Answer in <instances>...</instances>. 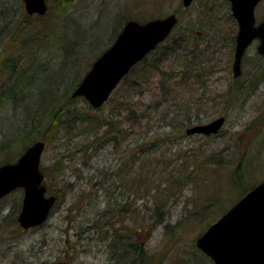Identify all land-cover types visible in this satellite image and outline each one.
I'll return each instance as SVG.
<instances>
[{"label":"rangeland","instance_id":"1","mask_svg":"<svg viewBox=\"0 0 264 264\" xmlns=\"http://www.w3.org/2000/svg\"><path fill=\"white\" fill-rule=\"evenodd\" d=\"M3 1L8 16L0 18V32L5 20L11 22L0 42V59L9 55L11 63H21L16 77L22 83L24 67L36 61H40L41 70L51 66L49 74L57 79L73 78L112 43L125 22L117 24L121 12L141 22L175 12L178 24L173 37L153 49L146 63L134 67L129 75L137 81L133 87L127 82L119 84L99 109H89L84 98L77 99L82 114L89 112L95 119L51 122L54 128L47 130L43 139L46 145L40 168L47 195H55V203L42 224L23 229L17 222L23 190L15 189L0 199V264H214L194 241L220 216L208 218V214L231 204L232 170L240 165L241 173L248 170V164L253 167L246 175L249 183L264 179V54L258 53V39L254 38L243 56L241 74H232L237 24L228 0H193L187 7L182 0H46L47 15L17 33L13 26L21 18L23 0ZM254 13L257 21L264 20V0ZM49 20L67 31L69 38L80 34L78 40L85 36L88 42L82 46L74 39L68 55L57 42L40 54L37 40L27 42V48L23 40L51 31ZM175 36L181 38V47L165 50ZM69 42L71 39L63 44ZM14 53L16 60L10 58ZM6 63H0V89L10 72L9 66L2 69ZM61 66L69 73L59 71ZM34 82L37 93L29 95L21 118L17 114L22 107L13 108V102L0 109V145L4 144V149L9 146L3 129L10 135L18 132L19 126L31 125L34 117H22L33 112L39 97L49 98V87L53 89L48 71ZM54 85L57 93L62 92L64 85ZM237 86L240 91L235 92ZM235 93H239L236 100ZM170 95L166 100L164 96ZM125 99L133 103L131 112L123 103ZM198 113L200 119L185 127L179 125L186 115ZM225 114L224 125L212 137L185 133L187 127ZM109 115L122 122L118 131L109 133L116 142L104 139L106 128L99 124V118ZM98 138L103 145L94 141ZM38 139L34 137L28 145ZM137 146L155 153L135 162ZM222 160L232 163L221 166ZM149 217L155 220L153 229ZM140 244L147 263L135 258Z\"/></svg>","mask_w":264,"mask_h":264},{"label":"water","instance_id":"2","mask_svg":"<svg viewBox=\"0 0 264 264\" xmlns=\"http://www.w3.org/2000/svg\"><path fill=\"white\" fill-rule=\"evenodd\" d=\"M192 0H183L188 5ZM238 31L232 73H241V60L254 38L264 53V20L255 23L254 10L260 0H229ZM29 14L46 12V0H23ZM177 22L175 13L144 22L127 20L115 39L92 62L71 93L80 95L94 108L102 106L131 67L163 41ZM225 116L186 128L187 134H211L220 130ZM43 140L28 145L13 162L0 165V198L16 188L23 189L17 222L23 229L42 224L55 202L43 184L40 158ZM195 246L214 264H264V179L255 184L195 238Z\"/></svg>","mask_w":264,"mask_h":264},{"label":"trees","instance_id":"3","mask_svg":"<svg viewBox=\"0 0 264 264\" xmlns=\"http://www.w3.org/2000/svg\"><path fill=\"white\" fill-rule=\"evenodd\" d=\"M0 10H2V11H0V13L3 14V17H7L8 16V8H7L6 3L3 0H0ZM16 11H14V12H16ZM19 13H20L21 18H19L18 21L14 22V26H13V32L14 33L22 32L23 26H26V28L28 27V29H29L30 26L33 27L34 26L33 23H34L35 20H37L38 18L41 19L45 15H47V12H45L44 14H28V13H26V11L23 8V1L21 2V9H20ZM149 18H151V17H149ZM128 19H135V20H138V21L140 20V18H138L136 16H128V17L125 18L124 21H127ZM5 21L6 22H4L1 25L2 32H0V42L3 39L2 36L4 34H6L7 25H8V23L11 22V19H8V20H5ZM50 22L51 23H48V24H49V27L51 28V31H46V32H43V33L35 36V37L27 38L26 40H23V44L25 43V46H27V48H28L29 45H28L27 42L33 43V41L37 40L38 41V44H37L38 47L37 48L39 49L38 54H40V52L43 49L48 48L50 44H52L54 42H57L59 44L60 48L63 50V52L66 55H68L70 52H72L71 45L73 44V40L75 39L77 41L80 38V34L78 36L69 38V33L67 31L59 28L57 25H55V23L53 21H50ZM56 27H57V29L59 28V30L57 31V33L52 32L53 30H56ZM15 29H16V31H15ZM14 33H12L10 35V37H9V40L10 41H13V37H14L13 34ZM33 33H37V32H33ZM175 34H177V33H175ZM173 35H174V32L172 30V32L168 35V37L165 39V41L168 38L173 37ZM48 37H51V39H49ZM19 38L17 40H19ZM15 39H14V41H15ZM32 39H33V41H32ZM69 39H71V42H69L68 46H66L65 44H63V41H69ZM87 42L85 41V36H83L76 43H79L82 46H84L83 44L84 43L86 44ZM159 45H161V43L158 44L155 47V49L157 47H159ZM181 45H182L181 38L175 36L174 38L168 40V44H166L164 47L166 48L165 50H167V51H169V50H178L181 47ZM82 46H81V48H82ZM1 49H3L2 48V44H1L0 51H1ZM23 50H24V48H23ZM152 51H154V50H151L138 63H140V62L146 63L147 62L146 61L147 60V57H148V55ZM15 52H17V51H15ZM82 52H83V49L80 50V51H78V53L80 55H82ZM100 52L101 51H99L92 59H95V57H97L100 54ZM23 55L24 54L22 53L20 56L22 57ZM21 57H20V59H21ZM26 57L30 61H32V59H33V58H29V55L27 53H26ZM10 58L16 60L18 58V56L14 53V56H11L10 55ZM3 60H4V62L6 61L7 63L5 64V66H2V69H4L6 66H9L10 72H9L8 77H7V81H4L3 87L0 89V109H1L2 105H6L8 102L11 104L13 102V104H14V106H12L13 108H16L18 105H19V107H22L21 112L19 114H17V116L19 118H21L20 115H22V112H24L23 106H25L26 103L28 102L29 95L33 94L34 91L36 90V84H35L34 81L39 77V75L42 72H47L48 71V75L50 76V81L52 83L53 89L49 87L48 89L51 90V92L48 93L49 98L47 100H42V98L39 97L37 103L35 104V107H34L33 112H30L27 115H25L24 117H22V119L25 118V117H27V118L28 117H34V120L31 123V125L25 124L24 125V128H23V126H19V124H18L19 127L17 128V130H19V131L18 132L16 131V133H13V134H10V135L7 134L4 131V129H3V132H4V134L6 135V138H7L5 144H7L9 147L6 148V149H4L5 148L4 147V144H1L0 145V152L2 153V150L4 152L2 158L0 159V165L3 164V163H6V162H13V161H15L20 156V154L23 152V150L26 149V147L28 146V144L34 139V137H37V138L39 137L41 139L46 138V133L48 132L47 130H51V129L54 128V127H52L53 126V124L51 123L52 121L57 120L59 123H63L64 124L66 118H68V119L73 118L72 120L74 122L76 120H78V119H80L81 121H87V120H90L91 118H94L95 119L96 116L91 115V113H89V112L87 114H82L83 113V110L80 109V108H78L76 106L77 99L78 98H83L82 96H80V95H77V96H74V97L71 96L72 95L71 93L73 92V90L75 89V87L77 86V84L80 82V80L83 77V75L90 68V65H91V63H92L93 60H91V59L88 60V63L86 64L87 66L84 67L85 69L81 68V66H80V68H81L80 72H78V73L75 72L73 74V76H72L73 78L68 79L67 77H65L64 80H60L59 78L57 79L56 77H54L51 74H49L50 73L49 69H51V66H48L45 70L39 69L40 61H38V63H36L37 61L36 62H32L30 65H26L25 64L26 66L24 67L23 70L26 72V74L22 78V79H24L23 80V83L22 82H18V77H16V72L19 69V67L21 66V63H19V65L17 64V62L11 63V61L9 60V55L7 57L1 58L0 59V63L3 62ZM135 66H133L130 69V71L120 80V82L118 83V85L121 84V83H123V82L124 83L127 82V84H129L128 85L129 87H133L137 83V81H134L132 79H129V75L133 72V69H134ZM58 70L59 71H62V72H64V71H67L68 72V70L64 66L59 67ZM55 83L56 84H59L58 86L64 85V88H63L62 92L57 93V91L55 89V85H54ZM243 84L244 83L242 82V84L239 85L240 88H242ZM248 84H245V86H247ZM239 86L236 87L237 89L234 90L235 92L240 91V90H238L239 89ZM170 87L171 86L168 85V88H170ZM116 88L114 90H116ZM114 90L112 91V93L114 92ZM242 91L245 92V89L242 88V90L240 92H242ZM35 92L37 93V90ZM16 93H20L17 99L15 98L16 97ZM112 93H111L109 99L111 98ZM168 93H171V92H168ZM235 95H236L235 96V100H236V98H239V96H238L239 93H235ZM164 97H165L166 100H170L172 98V95H170L168 98L166 96H164ZM123 103L125 105H127V110L128 111L130 109L133 110V105H132L133 103H132V101L130 99H125ZM200 103L203 104V102H200ZM88 107H89V109H99L102 106H100L99 108H94V107H92L88 103ZM129 112H131V111H129ZM179 113H180V111H178V114ZM79 116H84V117L80 118ZM173 116L175 117L176 114L174 113L171 117H173ZM12 117L13 118H16L15 116H12ZM199 117H200L199 113L198 114H192V115H186L185 118L180 121L179 125L182 124L181 126L182 127L183 126L185 127V126L189 125V123L192 122L194 119L199 118ZM225 117H226V114H225ZM0 118H2V117H0ZM99 119L101 121V122H99V124L100 125H103L106 128L103 131V134H104L103 137H104V139L106 141H108L111 138L114 142H116L115 137L114 136H110L109 133L118 131L117 128L120 126V124L122 122L120 120H116V117H114V116L112 117V115H109L108 118L103 116V117H101ZM89 123L91 124V122H89ZM92 126H93V124L89 125V127H92ZM56 130H57V128H56ZM185 133H186V131H185ZM106 134H108V135H106ZM205 136L206 137L207 136L212 137V135H205ZM94 141H98V143L101 144V145L104 144V142H102V140H101V142L99 141V138L96 139V140H94ZM251 141L252 140H250L248 143H251ZM248 143H246L247 146H248ZM90 145L95 146V144H90ZM138 146L135 148V154H134V156L137 159V161L134 160L135 162H139L140 163L141 161L145 160L142 157H147L148 158L151 153H155V151L152 150L151 148H145L146 150L143 149V151H141V148L138 147ZM153 149H155L157 151L158 148L155 147ZM228 162H230V164L232 163V161L222 160V161H219L218 164L221 165V166L222 165L223 166H226V164ZM246 166H247L246 169H248L249 171L248 170H246V171L242 170V172L240 173L239 172L240 171L239 170L240 165H237L232 170L233 173L230 176L231 177L230 183L234 187V190H233V194H234L233 197L234 198L231 199V204L235 200H237L240 196H242L244 193H246L250 188H252L256 183H258V182H256V183H249L248 182V179H247L248 176H246V175H249V173L252 172L253 167H250L248 164ZM246 166H244V167H246ZM228 180H230V179H228ZM163 182H164V180L160 181L159 184H162ZM229 188H230V184L228 185V189ZM231 204L229 205V207L231 206ZM227 208L228 207H224L222 211H221V208L212 210L208 214L209 215L208 218L211 217V216L212 217H215L218 213L219 214L223 213ZM211 209L212 208H209L208 209V212ZM122 213H124V212L122 211ZM204 213H207V212L204 211ZM148 221H149L150 228L153 229V226L155 224V220H153V219H151L149 217L148 218ZM208 222H206L204 225H206ZM204 225L202 227H204ZM141 240H144V238H142ZM143 242L144 241H142V243ZM137 256H139V260H143L144 262L147 263V261L144 260V259H146L145 258L146 255L144 253L143 248L141 247V244L139 246L138 255L135 252V258H137ZM135 260L136 259H134V261Z\"/></svg>","mask_w":264,"mask_h":264},{"label":"bare ground","instance_id":"4","mask_svg":"<svg viewBox=\"0 0 264 264\" xmlns=\"http://www.w3.org/2000/svg\"><path fill=\"white\" fill-rule=\"evenodd\" d=\"M46 4H47V2H46ZM23 8H24V10L26 11L24 5H23ZM47 10H48V5H47L46 12H47ZM0 11H2V10H0ZM26 13H28V12L26 11ZM28 14H29V13H28ZM1 17H3V14L0 13V18H1ZM117 17H119V19H118L119 21H118V23H117V24L119 25L120 23H122V22L125 20V18H126L127 16H126V15H123V12H121V13L117 14ZM122 27H123V26H122ZM122 27H121V29H122ZM121 29H120V30H121ZM117 30H118V29H117ZM117 30H116V31H117ZM120 30H119V31H120ZM116 31H115V32H116ZM119 31H118V32H119ZM118 32H117V33H118ZM78 84H79V83H78ZM78 84H77V85H78ZM38 140H43V139H38ZM43 141H44V140H43ZM45 145H46V143H45V141H44V148H45ZM43 150H44V149H43Z\"/></svg>","mask_w":264,"mask_h":264},{"label":"flooded vegetation","instance_id":"5","mask_svg":"<svg viewBox=\"0 0 264 264\" xmlns=\"http://www.w3.org/2000/svg\"><path fill=\"white\" fill-rule=\"evenodd\" d=\"M228 3H229V8H230V1L228 0ZM230 14H231V11H230ZM232 18L236 21V19L233 17V15L231 14ZM236 24H237V21H236ZM237 33V32H236ZM235 37H236V34H235ZM235 37H234V46H235ZM243 59V58H242Z\"/></svg>","mask_w":264,"mask_h":264}]
</instances>
